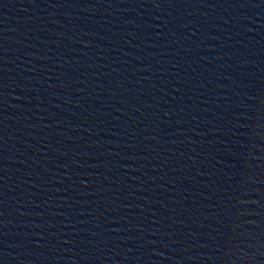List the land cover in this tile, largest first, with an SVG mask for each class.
Masks as SVG:
<instances>
[{
  "label": "water",
  "instance_id": "1",
  "mask_svg": "<svg viewBox=\"0 0 264 264\" xmlns=\"http://www.w3.org/2000/svg\"><path fill=\"white\" fill-rule=\"evenodd\" d=\"M33 2L195 219L264 264V0Z\"/></svg>",
  "mask_w": 264,
  "mask_h": 264
}]
</instances>
